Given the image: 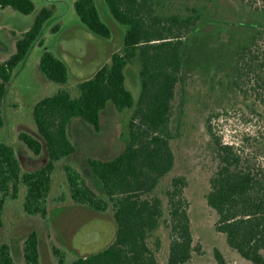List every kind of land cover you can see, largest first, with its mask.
I'll list each match as a JSON object with an SVG mask.
<instances>
[{
    "label": "trees",
    "instance_id": "obj_1",
    "mask_svg": "<svg viewBox=\"0 0 264 264\" xmlns=\"http://www.w3.org/2000/svg\"><path fill=\"white\" fill-rule=\"evenodd\" d=\"M241 1L256 13H264V0ZM104 2L113 19L125 29L122 48L113 52L93 76L77 83L76 96L64 88L36 102L33 117L38 136L26 131L19 133V139L35 155H41L46 149L47 161L35 169H23L16 148L0 140V227L4 225L7 200L19 197L21 185L26 186L25 213L48 217L56 162L76 152L72 118H83L99 132L101 112L112 101L119 110L133 108V114L128 123L129 141L121 154L112 160L89 159V167L102 181L106 197L89 184L78 167L67 163L64 171L68 192L58 195L54 201L69 197L73 203L92 210L110 211L117 224L116 238L103 250L71 262L67 261L66 251L51 242L57 262L189 264L199 249L186 193L188 179L184 175L175 176L161 194L158 190L176 164L173 141L181 131L180 124H175L181 122L184 114L190 84L186 47L204 14L197 9L185 16L165 14L160 0ZM74 5L81 22L90 30L106 38L112 36L96 0H76ZM8 6L26 15L36 10L34 0H0V8ZM53 15L54 8L44 6L32 25L17 38L15 51L0 61V129L5 126L4 101L14 71L26 60ZM52 30L58 31L59 25H54ZM38 44L44 45L43 37ZM133 61L140 64L142 83L137 101L126 84L125 69ZM218 68L231 69L228 75L232 79L223 92L233 91L243 106L234 103L231 109L212 111L208 115L217 164L208 179L206 203L216 213V229L225 236L227 245L252 264H264V164L260 160L264 158L260 147L264 139V134H260L264 128V26L259 25L250 35L240 37L227 50V57L219 62ZM39 70L57 83L66 84L69 80L66 61L53 51H43ZM178 94L181 100L179 121H176ZM231 111L244 112L246 121L257 122L258 130L253 134L245 132L235 142H225L212 123L214 118L230 115ZM161 228L169 235L164 259L160 255L164 246ZM22 254L24 264H42L36 230L23 239ZM215 258L218 264H227L219 249L215 250ZM0 264H17L9 242L0 244Z\"/></svg>",
    "mask_w": 264,
    "mask_h": 264
},
{
    "label": "rangeland",
    "instance_id": "obj_2",
    "mask_svg": "<svg viewBox=\"0 0 264 264\" xmlns=\"http://www.w3.org/2000/svg\"><path fill=\"white\" fill-rule=\"evenodd\" d=\"M34 1L36 10L28 15L10 6L0 8V61L15 51L17 38L32 25L44 6L54 8L52 19L44 26V45L35 44L26 60L17 66L4 101L7 122L0 129V140H6L16 148L23 169H35L48 159L46 149L37 156L19 139L21 131L38 136L33 117L36 102L64 88L76 96L77 83L93 76L110 60L113 52L122 48L125 33L124 27L110 15L104 0H96V3L112 30L110 38L96 34L81 22L74 5L76 0ZM160 1L165 14L185 16L197 9L204 16L186 47L190 84L187 87L184 114L181 122L175 124H180L181 131V135L173 141L176 164L164 179L158 193L161 194L175 176L184 175L188 179L186 193L190 199L193 232L199 249L189 264H218L216 249L224 253L227 264H252L227 245L225 236L216 229V213L206 203L208 179L217 164L213 157L214 141L208 127V115L212 111L231 109L234 103L242 104L233 91L223 92V88L226 89L228 81L232 79L228 75L231 69L222 71L218 65L240 37L250 35L259 25L263 28L264 13H256L241 0ZM56 24L59 30L54 32L52 27ZM44 50L53 51L66 61L69 69L66 84L54 82L40 73L39 61ZM125 74L126 84L137 101L142 91L138 61L129 63ZM222 81L223 84H220ZM180 100L181 95L178 94L175 102L176 121H179ZM132 114L133 108L119 110L109 101L100 115L99 132L83 118H72L71 132L76 152L56 162L52 175L49 215L46 219L25 213V185H21L17 199L7 200L4 225L0 227V244H12L17 264H24L22 242L33 230L39 234L42 264H58L51 242L62 247L67 253V261L71 262L77 257L101 251L114 241L117 224L110 211L101 213L92 210L73 203L69 197L65 201H54V198L68 192L64 171L67 163L78 167L89 184L106 197L102 181L89 167V159L112 160L121 154L129 141L128 123ZM244 115L242 111H231L230 115L214 118L212 124L225 142H235L245 132L253 134L258 130L257 122L246 121ZM263 129L261 135L264 134ZM251 142L255 144V141ZM260 147L264 150V139ZM260 160L264 164V158ZM160 232L164 244L160 255L164 259L167 257L169 235L163 228Z\"/></svg>",
    "mask_w": 264,
    "mask_h": 264
},
{
    "label": "water",
    "instance_id": "obj_3",
    "mask_svg": "<svg viewBox=\"0 0 264 264\" xmlns=\"http://www.w3.org/2000/svg\"><path fill=\"white\" fill-rule=\"evenodd\" d=\"M43 31H44V28L42 29L41 33L39 34L38 38L35 40V42L33 43L32 47L30 48V50L33 48V46L35 44H37L39 42V40L43 37ZM29 50V51H30Z\"/></svg>",
    "mask_w": 264,
    "mask_h": 264
},
{
    "label": "flooded vegetation",
    "instance_id": "obj_4",
    "mask_svg": "<svg viewBox=\"0 0 264 264\" xmlns=\"http://www.w3.org/2000/svg\"><path fill=\"white\" fill-rule=\"evenodd\" d=\"M6 122H7V121L5 120V124H6Z\"/></svg>",
    "mask_w": 264,
    "mask_h": 264
}]
</instances>
